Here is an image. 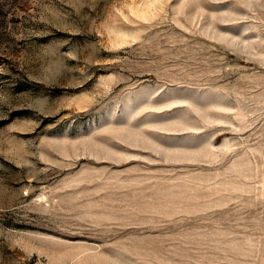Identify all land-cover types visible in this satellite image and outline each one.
<instances>
[{
	"label": "rangeland",
	"instance_id": "1",
	"mask_svg": "<svg viewBox=\"0 0 264 264\" xmlns=\"http://www.w3.org/2000/svg\"><path fill=\"white\" fill-rule=\"evenodd\" d=\"M0 264H264V0H0Z\"/></svg>",
	"mask_w": 264,
	"mask_h": 264
}]
</instances>
